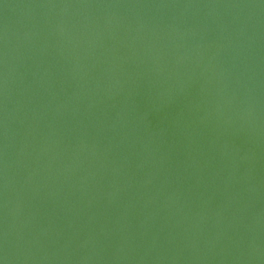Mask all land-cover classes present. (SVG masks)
<instances>
[{"label":"water","instance_id":"water-1","mask_svg":"<svg viewBox=\"0 0 264 264\" xmlns=\"http://www.w3.org/2000/svg\"><path fill=\"white\" fill-rule=\"evenodd\" d=\"M0 264H264V0H0Z\"/></svg>","mask_w":264,"mask_h":264}]
</instances>
